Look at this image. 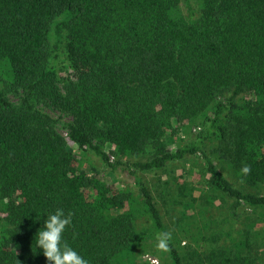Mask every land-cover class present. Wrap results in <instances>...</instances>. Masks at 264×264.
<instances>
[{
    "label": "trees",
    "instance_id": "1",
    "mask_svg": "<svg viewBox=\"0 0 264 264\" xmlns=\"http://www.w3.org/2000/svg\"><path fill=\"white\" fill-rule=\"evenodd\" d=\"M198 155L174 200L194 247L160 250L172 227L139 173ZM263 186L264 0H0V264H48L34 235L57 208L89 264H264Z\"/></svg>",
    "mask_w": 264,
    "mask_h": 264
},
{
    "label": "rangeland",
    "instance_id": "2",
    "mask_svg": "<svg viewBox=\"0 0 264 264\" xmlns=\"http://www.w3.org/2000/svg\"><path fill=\"white\" fill-rule=\"evenodd\" d=\"M191 5L193 8H195L193 1H191ZM182 9L186 11V7L184 5H182ZM61 59L63 61L62 57ZM43 110L50 116L54 118L57 117V113L45 108H43ZM58 131L62 135H65V131L63 129L60 128ZM199 132H201L200 126L192 127L189 130V133L185 136V140H194ZM72 148L74 149L75 153L81 156L83 164H85L84 169L90 175L100 176L109 183H112L119 188L129 189L135 195H138V188L133 184L132 178L128 176L122 168L118 167L115 170H111L104 166L101 161L91 152L82 153L75 146ZM111 161H113L112 157ZM202 165L203 161L198 155L197 157L187 158L185 161L173 163L168 166L167 169L161 172L151 174L139 173V175L149 187L164 223L166 226L172 227V229H170V233L173 237L174 245L181 253L192 251L194 245L189 234L184 232L186 231L185 229L191 228V226L188 225L189 219L186 218L182 220L183 216L180 212L182 209L180 206L176 205L174 200L176 198L180 199L178 196V190L180 188L187 187L189 183L196 184L195 180L198 179L197 172H200ZM224 174L233 182V184L238 186L239 183L232 179L228 172L225 171ZM259 193L264 194V186L259 189ZM189 213L190 211L188 210L186 214ZM192 232L194 233V231ZM177 241L180 243L177 244ZM156 254L158 253H142L139 256V259L142 262L149 264H165L163 258Z\"/></svg>",
    "mask_w": 264,
    "mask_h": 264
},
{
    "label": "clouds",
    "instance_id": "3",
    "mask_svg": "<svg viewBox=\"0 0 264 264\" xmlns=\"http://www.w3.org/2000/svg\"><path fill=\"white\" fill-rule=\"evenodd\" d=\"M240 172L247 175L250 172L249 166L242 165ZM71 223V212L66 213L63 208H57L46 215L42 227L37 229L34 235L35 248L42 252L48 264H89L86 258L63 239V233ZM155 239L156 247L167 251L171 233L159 232Z\"/></svg>",
    "mask_w": 264,
    "mask_h": 264
}]
</instances>
